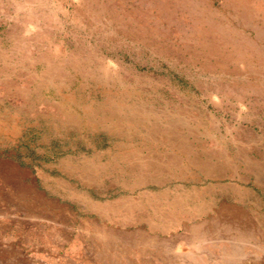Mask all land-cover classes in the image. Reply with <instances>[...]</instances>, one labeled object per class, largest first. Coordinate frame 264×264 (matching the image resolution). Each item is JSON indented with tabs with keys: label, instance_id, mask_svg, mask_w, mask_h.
<instances>
[{
	"label": "rangeland",
	"instance_id": "obj_1",
	"mask_svg": "<svg viewBox=\"0 0 264 264\" xmlns=\"http://www.w3.org/2000/svg\"><path fill=\"white\" fill-rule=\"evenodd\" d=\"M183 141L264 198V0H0V264H157L135 201Z\"/></svg>",
	"mask_w": 264,
	"mask_h": 264
},
{
	"label": "crops",
	"instance_id": "obj_2",
	"mask_svg": "<svg viewBox=\"0 0 264 264\" xmlns=\"http://www.w3.org/2000/svg\"><path fill=\"white\" fill-rule=\"evenodd\" d=\"M177 144L160 149L172 168L161 177L147 175V187L137 193L144 199L135 201L141 210L136 219L144 212L150 222L146 231L136 221V229L149 236L137 240L149 260L163 264L164 255L180 264L264 262V198L249 187L248 168L213 143ZM233 165L235 172H223Z\"/></svg>",
	"mask_w": 264,
	"mask_h": 264
},
{
	"label": "bare ground",
	"instance_id": "obj_3",
	"mask_svg": "<svg viewBox=\"0 0 264 264\" xmlns=\"http://www.w3.org/2000/svg\"><path fill=\"white\" fill-rule=\"evenodd\" d=\"M209 19V18H208Z\"/></svg>",
	"mask_w": 264,
	"mask_h": 264
}]
</instances>
